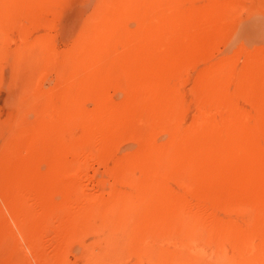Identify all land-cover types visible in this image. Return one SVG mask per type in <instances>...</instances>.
Here are the masks:
<instances>
[{"label": "rangeland", "instance_id": "374dc122", "mask_svg": "<svg viewBox=\"0 0 264 264\" xmlns=\"http://www.w3.org/2000/svg\"><path fill=\"white\" fill-rule=\"evenodd\" d=\"M0 264H264V0H0Z\"/></svg>", "mask_w": 264, "mask_h": 264}, {"label": "bare ground", "instance_id": "6f19581e", "mask_svg": "<svg viewBox=\"0 0 264 264\" xmlns=\"http://www.w3.org/2000/svg\"><path fill=\"white\" fill-rule=\"evenodd\" d=\"M153 39H154V36H153ZM155 41H156V39H155ZM112 42V41H111ZM151 45H152V43H151ZM150 45V46H151ZM149 50H151V49H149ZM153 50V49H152ZM153 53H154V51H153ZM150 54H152V51H150ZM153 55V54H152ZM152 55H149V56H152ZM155 55H153L152 56V58L154 57ZM146 57V56H145ZM156 58V57H155ZM154 58V59H155ZM153 59V60H154ZM145 61H148V60H145ZM151 61V60H150ZM147 63H149V61L147 62ZM145 90V89H144ZM142 95V94H141ZM72 116V115H71ZM68 121V120H67ZM108 126V125H107ZM95 128H96V126H95ZM71 158V157H70ZM75 158V157H74ZM73 161V160H72ZM70 176V175H69ZM70 179V178H69ZM65 180H66V177H65ZM68 180V179H67ZM76 196V195H75ZM80 200V199H79ZM79 202V201H78ZM79 203H81V202H79ZM79 203L77 204V205H79ZM82 204V203H81ZM82 206V205H81ZM83 207V206H82ZM75 208V207H74ZM72 209V208H71ZM70 212V211H69ZM179 217V216H178ZM178 220H180V217L178 218V219H176V221L175 222H177ZM179 222V221H178Z\"/></svg>", "mask_w": 264, "mask_h": 264}]
</instances>
